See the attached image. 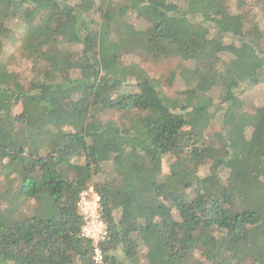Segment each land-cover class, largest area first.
Wrapping results in <instances>:
<instances>
[{
    "label": "trees",
    "instance_id": "trees-1",
    "mask_svg": "<svg viewBox=\"0 0 264 264\" xmlns=\"http://www.w3.org/2000/svg\"><path fill=\"white\" fill-rule=\"evenodd\" d=\"M12 25L25 87L1 59ZM260 83L264 5L0 0V264H264V103L243 96ZM90 186L99 263L76 208Z\"/></svg>",
    "mask_w": 264,
    "mask_h": 264
},
{
    "label": "rangeland",
    "instance_id": "rangeland-1",
    "mask_svg": "<svg viewBox=\"0 0 264 264\" xmlns=\"http://www.w3.org/2000/svg\"><path fill=\"white\" fill-rule=\"evenodd\" d=\"M264 4H261V2L256 0H229V6L232 11H243L248 8L252 9H260L263 7ZM12 29H15L17 31L8 32V35H6L4 38H2L3 44H4V50L2 52L1 59L3 62L8 64V68L10 72H13V80L16 83L22 84V86H27L28 81L32 77V71H31V58L26 55H19L16 51L17 46L19 45V38H20V31L15 25H12ZM74 49L76 46L73 47ZM45 50H40L37 52V56L45 55ZM129 58V57H128ZM131 58V57H130ZM134 61H138V58H134ZM140 66L145 68L150 76H153L157 78L160 81V84L162 86L163 91L167 95H175L177 89H181V84L178 82L174 83V86L168 87L164 81L165 75L168 73L170 63L168 62H157V63H149L148 61L141 62ZM246 91L243 95L251 104L253 105H260L264 103V85L262 83L245 87ZM209 94L213 96L214 101L217 102V94L218 89H211L209 90ZM108 117H116V112H109L107 113ZM207 133L215 136L216 138L221 139L222 133L221 130L217 125H212L207 129ZM245 264H252L250 261H246Z\"/></svg>",
    "mask_w": 264,
    "mask_h": 264
},
{
    "label": "built area",
    "instance_id": "built-area-1",
    "mask_svg": "<svg viewBox=\"0 0 264 264\" xmlns=\"http://www.w3.org/2000/svg\"><path fill=\"white\" fill-rule=\"evenodd\" d=\"M77 213L80 215L82 224L81 236L91 241L93 245V260L97 263L102 260L99 243L107 237V227L101 217L100 197L90 186L78 194L76 202Z\"/></svg>",
    "mask_w": 264,
    "mask_h": 264
}]
</instances>
